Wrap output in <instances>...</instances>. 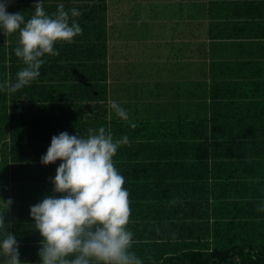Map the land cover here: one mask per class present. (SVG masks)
Listing matches in <instances>:
<instances>
[{"label": "trees", "instance_id": "obj_1", "mask_svg": "<svg viewBox=\"0 0 264 264\" xmlns=\"http://www.w3.org/2000/svg\"><path fill=\"white\" fill-rule=\"evenodd\" d=\"M41 2L48 14L60 4L69 15L77 9L70 22L83 31L58 42L59 55L43 57L30 85L11 95L0 89V200H13L4 216L22 264H41L30 206L61 195L52 183L61 161L41 163L51 138L100 127L129 139L113 161L129 192L128 230L142 264H264V65L237 55L235 36L211 24L209 0ZM35 3L12 0L7 11L27 19ZM152 28L160 38L191 32L188 53L173 59L152 41L139 45ZM115 37L155 55V65L115 62ZM18 39L0 30V84L15 83L25 67L14 52ZM165 65L177 76L168 82Z\"/></svg>", "mask_w": 264, "mask_h": 264}, {"label": "clouds", "instance_id": "obj_2", "mask_svg": "<svg viewBox=\"0 0 264 264\" xmlns=\"http://www.w3.org/2000/svg\"><path fill=\"white\" fill-rule=\"evenodd\" d=\"M12 0H0V30L11 35L18 33L15 55L25 67L16 74L15 83L5 81L0 89L14 94L40 76L45 55L57 56L58 42L72 43L83 29L71 17L81 13L73 8L66 11L63 4L48 14L41 0L34 4L30 18L22 12L9 13ZM110 108L122 120L127 112L115 101ZM131 124V127H135ZM129 139L114 140L104 127L89 128L86 137L61 132L51 138V144L41 157L43 165L60 160L52 183L59 197L45 196L30 206L34 227L42 236L38 252L41 264H142L132 251L133 233L128 230L131 216L129 192L125 178L114 165L113 157ZM0 257L2 264H22L19 244L7 231L4 212L13 200H0ZM264 210V209H262Z\"/></svg>", "mask_w": 264, "mask_h": 264}, {"label": "crops", "instance_id": "obj_3", "mask_svg": "<svg viewBox=\"0 0 264 264\" xmlns=\"http://www.w3.org/2000/svg\"><path fill=\"white\" fill-rule=\"evenodd\" d=\"M209 4L211 12L215 14V21L210 20L211 24H215L217 30L219 29L224 37L229 33L235 36L232 45L233 49L237 51V55L240 54L241 57H247L249 60L255 59L256 63L264 65V0H209ZM213 4H216L214 8L212 7ZM147 33L146 35L145 30L140 33L143 36V41H138L139 45L150 44V41H152V45H156V48H158L157 52L164 50V47L168 48V52H163V54L170 57H173L172 55L182 57V55L185 56L188 53L186 49L187 44H189V47L191 44V32H189L188 39L185 32L183 37H178L176 30L174 34L165 30L163 33L167 37L162 38L157 36L159 30L155 28L148 30ZM149 35H156L157 37L147 38L146 36ZM228 42L224 44H231V41ZM123 43L116 37L112 42V46L115 47L114 51L117 52L115 62L128 65L134 62H137L138 65H155V55H152V57L141 56L140 51L130 50ZM168 66L165 65L163 72H166ZM184 74H186V70H184ZM167 75L165 76L167 82L169 76H176V74L169 75V73ZM190 75L189 73L185 76ZM188 78L190 81L192 80V78Z\"/></svg>", "mask_w": 264, "mask_h": 264}]
</instances>
